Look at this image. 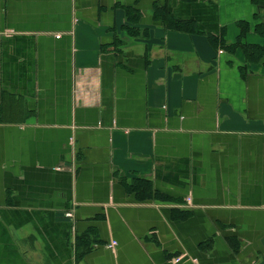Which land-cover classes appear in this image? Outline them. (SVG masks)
<instances>
[{
    "label": "crops",
    "instance_id": "1",
    "mask_svg": "<svg viewBox=\"0 0 264 264\" xmlns=\"http://www.w3.org/2000/svg\"><path fill=\"white\" fill-rule=\"evenodd\" d=\"M259 23V0H0V264H264V52L233 49Z\"/></svg>",
    "mask_w": 264,
    "mask_h": 264
},
{
    "label": "trees",
    "instance_id": "2",
    "mask_svg": "<svg viewBox=\"0 0 264 264\" xmlns=\"http://www.w3.org/2000/svg\"><path fill=\"white\" fill-rule=\"evenodd\" d=\"M259 7L260 9L261 7H264V0H259ZM258 26H259L258 28H261L262 31L264 32V24L259 23ZM242 33H243L242 37H244V35L247 33V30L243 28ZM233 49H240L242 52L245 53V56L247 59H250V58L254 59L256 57L253 58V56H260L264 52V49L262 48V46H260L259 48H255L254 46H250V44L248 43H242L241 41L234 43Z\"/></svg>",
    "mask_w": 264,
    "mask_h": 264
},
{
    "label": "built area",
    "instance_id": "3",
    "mask_svg": "<svg viewBox=\"0 0 264 264\" xmlns=\"http://www.w3.org/2000/svg\"><path fill=\"white\" fill-rule=\"evenodd\" d=\"M190 199L188 198L187 201H189ZM116 245H117V242L116 241H112L110 244H109V247L111 249H115L116 248ZM176 260H180V257H177Z\"/></svg>",
    "mask_w": 264,
    "mask_h": 264
}]
</instances>
